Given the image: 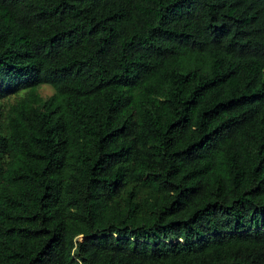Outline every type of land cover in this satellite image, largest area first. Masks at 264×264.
Segmentation results:
<instances>
[{
	"label": "trees",
	"instance_id": "1",
	"mask_svg": "<svg viewBox=\"0 0 264 264\" xmlns=\"http://www.w3.org/2000/svg\"><path fill=\"white\" fill-rule=\"evenodd\" d=\"M0 264H264V0H0Z\"/></svg>",
	"mask_w": 264,
	"mask_h": 264
},
{
	"label": "rangeland",
	"instance_id": "2",
	"mask_svg": "<svg viewBox=\"0 0 264 264\" xmlns=\"http://www.w3.org/2000/svg\"><path fill=\"white\" fill-rule=\"evenodd\" d=\"M38 93L41 95L42 98H47L53 93V89L50 85L48 84H42L41 86L38 87ZM15 96L13 95L9 97L7 100L9 103H12L15 101Z\"/></svg>",
	"mask_w": 264,
	"mask_h": 264
}]
</instances>
